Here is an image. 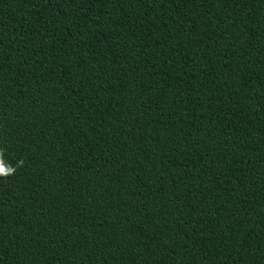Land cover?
Instances as JSON below:
<instances>
[{
  "label": "trees",
  "instance_id": "1",
  "mask_svg": "<svg viewBox=\"0 0 264 264\" xmlns=\"http://www.w3.org/2000/svg\"><path fill=\"white\" fill-rule=\"evenodd\" d=\"M0 264H264V0H0Z\"/></svg>",
  "mask_w": 264,
  "mask_h": 264
}]
</instances>
